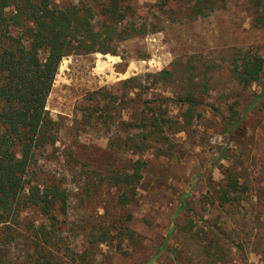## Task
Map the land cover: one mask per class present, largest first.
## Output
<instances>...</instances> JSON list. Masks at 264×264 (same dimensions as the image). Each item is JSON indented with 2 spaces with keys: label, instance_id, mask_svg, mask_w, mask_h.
Wrapping results in <instances>:
<instances>
[{
  "label": "trees",
  "instance_id": "16d2710c",
  "mask_svg": "<svg viewBox=\"0 0 264 264\" xmlns=\"http://www.w3.org/2000/svg\"><path fill=\"white\" fill-rule=\"evenodd\" d=\"M225 1L197 0L186 10L199 17ZM255 1L261 5L258 11L264 0ZM135 11L131 0L64 4L0 0V225L9 229L11 224H20L27 208H36L44 216L45 222L33 233L32 252V237L23 236L29 264H102L101 244L113 243L116 252L129 255L144 240L125 225L131 219L128 212L124 219L113 218L106 228L90 232L87 246L78 245L69 235H62L69 210V192L62 180L53 176L39 182L32 176L39 155L59 140L62 129L46 109L60 62L69 55L115 54L120 42L146 34V23L131 22ZM263 17L256 12V21ZM229 70L243 88L257 87L247 109L258 106L264 111V58L244 53ZM180 79L184 81L175 96L149 94L159 84L176 80L166 68L120 80V94L100 88L88 95L90 103L83 107L80 122L107 129L106 148L113 160L87 176L108 192L114 189L111 202L117 209L137 201L136 189L148 166L144 155L152 151L154 156L169 157L176 146L172 135L189 134L201 118L198 97L209 85L191 75ZM234 103L228 106V118L218 112L228 135L239 125ZM172 104L180 111L177 118L170 115ZM122 109H128L127 119ZM216 152L220 179L209 176L207 189L197 200L189 198L188 192L179 194L176 216L180 212L183 216L173 220L152 259L165 253L175 264H264V191L253 188L242 170L220 163L230 161L227 149ZM76 154L70 149L66 155L81 165ZM98 255H102L99 261ZM250 256L257 260L250 261Z\"/></svg>",
  "mask_w": 264,
  "mask_h": 264
},
{
  "label": "rangeland",
  "instance_id": "374dc122",
  "mask_svg": "<svg viewBox=\"0 0 264 264\" xmlns=\"http://www.w3.org/2000/svg\"><path fill=\"white\" fill-rule=\"evenodd\" d=\"M56 1L64 4L78 0ZM196 1L131 0L136 8L131 22L146 23L147 33L120 42L115 54L64 57L47 97L46 109L62 129L59 140L39 155L32 176L39 182L54 176L68 190L69 210L62 235L87 246L90 232L104 229L111 219H124L130 212L131 219L125 225L144 238L137 251L129 255L116 252L113 243L101 244L100 252L105 255L102 264H175L165 253L152 259L155 248L173 220L183 216L182 212L176 216L179 194L188 192L189 198L197 200L206 191L209 176L215 181L220 179L217 150L225 148L231 157L229 162L221 160V164L242 170L253 188L264 191V111L258 106L247 109L257 87L243 88L229 70L244 53L264 58V19L256 21V12L264 16V6L255 11L261 6H256L255 0H226L195 17L186 8ZM163 68L172 70L176 80L159 84L149 94L175 96L184 81L181 75L205 80L209 89L198 97L202 100L201 118L193 123L189 134L172 135L176 146L169 157L154 156L152 151L144 155L148 166L136 189L137 201L117 209L111 202L114 189L108 192L87 176L95 167L111 164L113 153L106 148L107 129L80 122L82 110L90 103L88 95L92 91L104 88L120 94V80ZM232 103L238 111L239 125L228 135L220 115L228 118ZM169 110L171 117H178V107L172 104ZM127 112L121 110L125 119ZM70 149L77 152L81 165L66 155ZM20 220L9 229L0 225V262L29 264L31 260L26 257L23 236L32 237V252L36 240L33 233L45 218L38 209L27 208ZM101 258L98 255L96 260ZM249 260L256 261L257 257L250 256Z\"/></svg>",
  "mask_w": 264,
  "mask_h": 264
}]
</instances>
